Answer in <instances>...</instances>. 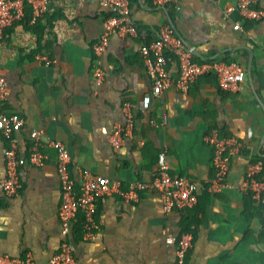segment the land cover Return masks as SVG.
Listing matches in <instances>:
<instances>
[{
	"label": "crops",
	"instance_id": "crops-1",
	"mask_svg": "<svg viewBox=\"0 0 264 264\" xmlns=\"http://www.w3.org/2000/svg\"><path fill=\"white\" fill-rule=\"evenodd\" d=\"M235 1L180 0V9L174 10L153 0H130L128 18L141 35H111L102 55L93 49L106 17L98 0H49L40 17L41 35L23 22L4 30L0 74L7 95L0 99V112L25 118L11 138L20 155H27L34 144L32 128H40L46 158L41 165L20 168L18 194L8 196L0 187V255L30 254L33 264H49L60 248V184L56 151L49 144L59 140L71 156L73 178L81 167L120 182L119 191L97 200L95 235L83 239L75 229L77 264H173L184 232L193 236L186 264H264V214L244 188L246 165L264 163V13L259 20H241L237 12L224 17V5ZM257 6L264 12V0H257ZM236 20L241 29L233 26ZM164 22L197 61L240 63L246 75L240 90L221 89L209 71L186 91L169 86L142 108L151 79L139 42L156 39ZM44 49L50 64L35 58ZM165 56L169 73L176 77L177 55L167 49ZM96 66L105 70L100 83L93 79ZM125 101L133 110L134 125L113 148L108 136L114 125L125 124ZM212 131L234 135L243 144L231 155L227 184L215 191L207 188L213 179V146L204 140ZM9 145L10 139L0 133V180ZM162 146L171 175L202 182L191 208L165 213L152 187L140 190L137 200L123 197L131 181L153 178Z\"/></svg>",
	"mask_w": 264,
	"mask_h": 264
},
{
	"label": "built area",
	"instance_id": "built-area-1",
	"mask_svg": "<svg viewBox=\"0 0 264 264\" xmlns=\"http://www.w3.org/2000/svg\"><path fill=\"white\" fill-rule=\"evenodd\" d=\"M157 4L169 5L174 10L181 7L180 0H153ZM31 4L30 22L41 17L49 8V0H0V42L4 30L21 22L24 15V4ZM106 11L103 28L98 39L93 44L97 55H102L111 35L137 36L141 32L128 18L130 0H98ZM237 12L240 19L259 20L263 16V10L257 6V0H236L227 2L223 7L224 17ZM241 29L240 20L233 25ZM171 49L179 60L178 75L173 77L167 68L165 52ZM139 52L142 56L146 71L151 79V89L145 92L141 99V107L149 106L152 96L160 94L165 88L175 86L181 91H186L199 75L212 71L217 79L218 86L225 91H238L245 80L243 66L236 62H224L221 60L197 61L191 51L186 47L183 40L174 34L170 23L164 22L160 25L158 37L154 40L141 38ZM47 50L35 54V58L50 64L51 58ZM105 77V70L96 66L93 70L94 82L100 83ZM7 95V84L4 76L0 74V99ZM125 124L114 125L109 133V143L113 148L122 144L130 134L134 125V113L128 101L124 102ZM25 123V118L18 113L0 112V133L10 139V145L4 152L5 174L0 180V187L8 196L18 194L22 187L19 172L20 168L28 163L41 165L45 158V152L40 148L42 130L32 128L31 135L34 144L27 155H20L14 142L11 140L14 130ZM204 140L213 146L212 168L213 179L207 186L212 191L221 190L227 184V177L230 169L231 155L242 149L243 144L234 135H220L212 131L204 135ZM49 144L55 149L57 156V174L60 184L61 201L57 208L60 222L62 240L60 248L52 253L49 264H77L73 236L75 234V220L78 215L83 218L82 238L90 239L99 230V222L95 219L94 213L97 200L100 196L110 192L119 191V180H109L106 176L93 173L86 168L78 167V178L71 175L69 163L71 156L64 143L59 140H51ZM166 147L162 146L157 153V170L153 178L144 182L134 180L128 184L122 192L126 200H137L138 192L146 188L158 190L162 207L165 213L173 210H181L193 207L197 202V195L202 182L199 179L187 176H174L170 174L169 162L166 156ZM264 168V163L249 162L244 172V188L251 192L261 203L264 214V178L259 172ZM192 234L184 232L181 234L175 249V260L173 264H186V257L192 246ZM172 241L171 236L167 237ZM0 264H33L30 254L24 258L0 255Z\"/></svg>",
	"mask_w": 264,
	"mask_h": 264
},
{
	"label": "trees",
	"instance_id": "trees-1",
	"mask_svg": "<svg viewBox=\"0 0 264 264\" xmlns=\"http://www.w3.org/2000/svg\"><path fill=\"white\" fill-rule=\"evenodd\" d=\"M31 4H29L28 2H25L24 4V15L21 19V22H23V24L31 29V30H35L36 32H38V34H40V30L43 28L40 17H38L34 22H30V15H31ZM10 30L12 29V27L9 28ZM41 35V34H40ZM264 171V168L263 170ZM214 174V171H213ZM249 194L251 195V192H249ZM259 205H261L260 201H257ZM264 217V216H263ZM82 225H83V218L81 215H78V217L75 220V224L74 227L76 230H78V232L82 231ZM262 235H264V218L262 219Z\"/></svg>",
	"mask_w": 264,
	"mask_h": 264
}]
</instances>
